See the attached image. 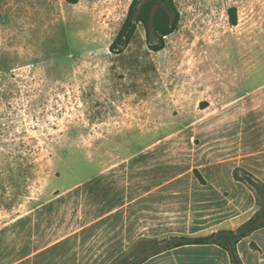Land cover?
<instances>
[{"label":"rangeland","instance_id":"obj_1","mask_svg":"<svg viewBox=\"0 0 264 264\" xmlns=\"http://www.w3.org/2000/svg\"><path fill=\"white\" fill-rule=\"evenodd\" d=\"M131 3L0 0V264H72L45 253L63 220L127 195L182 232L262 209L235 173L264 183V0H176L162 51L140 24L113 53Z\"/></svg>","mask_w":264,"mask_h":264},{"label":"crops","instance_id":"obj_2","mask_svg":"<svg viewBox=\"0 0 264 264\" xmlns=\"http://www.w3.org/2000/svg\"><path fill=\"white\" fill-rule=\"evenodd\" d=\"M127 197L126 213L116 212L106 204L100 213L73 219L69 226L63 220L61 236L48 245L45 253L52 252L53 247L55 257L70 258L72 264H233L230 252L217 244L166 245L177 238L236 231L259 210L256 203L243 198L237 205L239 211L231 216L229 205L223 203L220 212L204 215L201 221L200 215L192 214L198 226L191 232H182L176 227L177 222L186 221L184 216L171 215L172 221L164 214H151L149 209L136 215L134 198ZM166 221L171 223L167 226ZM236 248L242 264H264V228L242 238ZM30 264L40 263L32 260Z\"/></svg>","mask_w":264,"mask_h":264},{"label":"trees","instance_id":"obj_3","mask_svg":"<svg viewBox=\"0 0 264 264\" xmlns=\"http://www.w3.org/2000/svg\"><path fill=\"white\" fill-rule=\"evenodd\" d=\"M70 4H77L79 0H66ZM231 24H237L236 9L230 10ZM180 12L176 0H132L127 17L110 46L113 53H122L132 42L138 26L142 24L146 30L148 41L157 39L156 45H150L153 51L159 52L165 48L166 37L173 34L180 23ZM196 178L204 184L202 175L195 171ZM236 180L245 181L256 192L261 204L256 214L236 231H219L212 235L199 238L182 237L177 241L166 245L167 248L185 244H217L228 250L232 257L233 264H242L237 254V243L252 232L264 228V183L248 174L243 180L239 179L237 172Z\"/></svg>","mask_w":264,"mask_h":264}]
</instances>
